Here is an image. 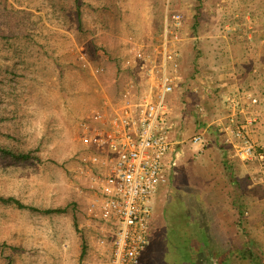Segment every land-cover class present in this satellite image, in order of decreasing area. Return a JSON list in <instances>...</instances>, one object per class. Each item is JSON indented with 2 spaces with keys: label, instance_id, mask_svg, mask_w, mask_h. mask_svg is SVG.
I'll return each instance as SVG.
<instances>
[{
  "label": "rangeland",
  "instance_id": "1",
  "mask_svg": "<svg viewBox=\"0 0 264 264\" xmlns=\"http://www.w3.org/2000/svg\"><path fill=\"white\" fill-rule=\"evenodd\" d=\"M198 8L200 23L194 25ZM171 11L184 18L179 48L186 57L179 62L181 95L172 97L170 120L183 132L203 133L206 142L199 149L191 140L177 146L172 157L181 149L176 174L152 199L155 227L141 264H199L204 256L212 261L223 255L222 244L210 246L207 239L214 237L198 230L207 221L218 224L221 193L235 195L233 175L241 193L254 192L255 202L264 208V184L259 183L264 167L241 165L232 150H224L218 130L226 114L219 103L210 102L196 113L187 88L199 73L191 51L187 53L189 43L197 58L202 47L195 38L205 35L207 47H214L223 36L215 25L221 28L227 22L233 26V59L244 63L242 48L256 50L253 74L256 80L264 77V0H0V146L29 158L0 155V197L41 210L72 205L66 214L42 215L0 203V264H108L113 235L89 222L93 193L79 173L78 159L88 150L78 142V124L103 102L118 104L130 78L137 85L134 101L147 93L149 83L137 65L124 66L131 55L128 40L150 51L158 45ZM79 50L104 72L95 77L83 68ZM11 51L13 59L6 63L5 52ZM195 125L199 127L194 130ZM209 128L218 132V139L208 136ZM170 157L171 151L165 161ZM247 170L258 184L250 182ZM191 189L196 201L211 209L205 215L198 210L195 223ZM193 224L202 226L193 230ZM83 240L87 250L81 258ZM238 245L245 248L246 240Z\"/></svg>",
  "mask_w": 264,
  "mask_h": 264
},
{
  "label": "built area",
  "instance_id": "2",
  "mask_svg": "<svg viewBox=\"0 0 264 264\" xmlns=\"http://www.w3.org/2000/svg\"><path fill=\"white\" fill-rule=\"evenodd\" d=\"M183 34L182 14L171 11L158 45L150 51L130 38L131 55L123 63L127 68L137 65L149 83L147 93L134 101L137 85L130 78L118 104L103 102L78 124V142L88 150L78 159L79 173L93 193L89 222L113 235L108 264H141L149 244L152 199L176 174L177 156L165 161L172 150L174 130L168 97L183 82L179 67ZM78 60L95 77L104 72L102 67L88 62L82 50L78 51ZM243 100L250 106L259 104L249 91L228 98L225 123L219 125L218 131L236 160L264 167V141L253 138L260 121L244 113ZM198 108L202 113L203 108ZM191 142L197 149L202 148L204 134L198 132ZM99 243L104 245L105 240L101 238Z\"/></svg>",
  "mask_w": 264,
  "mask_h": 264
},
{
  "label": "crops",
  "instance_id": "3",
  "mask_svg": "<svg viewBox=\"0 0 264 264\" xmlns=\"http://www.w3.org/2000/svg\"><path fill=\"white\" fill-rule=\"evenodd\" d=\"M205 21H202V24ZM201 25V24H200ZM229 24V22L221 26V28H217L215 25V29L221 30L219 40H215L217 44L214 47H207V43H209L206 39L207 36L201 35L195 38L198 43L201 45V51L198 52V57L196 58V53L193 49V45L189 43V48L187 53H189L193 58V62L197 61V79L196 81L187 85L189 89L190 96L194 100V111L196 113L199 112V108H203V112L205 110V105L207 102L219 103L220 112L227 114V110L225 109V101L228 98L233 97V95L240 93L244 90L249 91L252 96L259 99V104L256 106H250L248 101H241V106L244 108V113H249L251 115H255L259 118L260 125L258 126L253 138L255 140L264 141V77H259L257 80L255 79V75L253 74L252 67H246L245 70L240 65L243 63L241 59H233V46L229 45L233 41V26ZM228 33L230 36L229 39L224 35ZM1 40L4 37L0 36ZM12 39V36L10 37ZM6 40V39H5ZM227 40V41H226ZM7 43V41H6ZM219 44V46H217ZM233 44V43H232ZM3 45L0 44V46ZM203 45V46H202ZM181 51V48H180ZM182 61L185 59L186 55H183L181 52ZM13 52H5V60L8 63L9 59H13ZM246 62V59H245ZM240 66V67H239ZM181 71V70H180ZM262 72V70H260ZM186 74L187 71L185 70ZM182 75V72H181ZM189 76V72L188 75ZM260 76V75H258ZM257 76V77H258ZM183 77V75H182ZM185 77V76H184ZM183 80V79H182ZM181 95L178 91L173 93L168 97V103L170 107V115H171V103L172 97H179ZM225 118V117H224ZM198 125L194 126V130ZM178 129L177 132L172 136L171 139L173 141L172 150H171V159H173V155H175L176 149L178 145H181L186 140H191V138L197 133H189L183 132L182 128L174 124V129ZM199 127V126H198ZM181 149L177 150L176 156L180 155L179 152ZM262 180L259 183L264 184V173L261 176ZM252 184H258L250 181ZM264 187V186H262ZM254 193V192H253ZM246 194L245 197H240V200L244 201L246 208V214L249 213L251 216L250 222V231L251 236L246 241L247 246L241 249L243 246L238 245V240L236 241L238 249H236L235 254L227 255L228 249L233 243V219H231L233 213H238L233 206V199H235L232 192H225V194L221 193L220 205L218 210H216V214L219 216L218 224L214 228L213 234V242L222 244L223 255H220L219 258L209 261L206 256H204L199 264H264V208L263 205L258 206L257 201L255 202L256 197L254 194ZM229 194V195H228ZM257 206V207H256ZM228 216V217H227ZM239 239V237H236ZM228 247V249H227ZM253 249L255 255H247L244 254L246 250ZM257 251H259L257 253ZM188 264H196L195 261H189Z\"/></svg>",
  "mask_w": 264,
  "mask_h": 264
},
{
  "label": "trees",
  "instance_id": "4",
  "mask_svg": "<svg viewBox=\"0 0 264 264\" xmlns=\"http://www.w3.org/2000/svg\"><path fill=\"white\" fill-rule=\"evenodd\" d=\"M199 11H200V9L198 8V12L194 16V19H195L194 25L200 23V19H199L200 16L198 14ZM198 49H199V47H198ZM256 54H257V51L254 50V49L242 48L241 55H243V56L246 57V62H244L240 66L243 67L244 70H245L246 67H252L253 66L252 58ZM244 91H246V90H244ZM207 131H208V136H213L214 138H217V139L219 138V136L217 135L218 132L215 129L209 128ZM220 135H221V133H220ZM221 141L223 143L224 150L225 149H228V150L231 151L230 147L227 144H225L224 137L222 138V140H220V142ZM0 155H2L4 157H10V158H13V159L18 160V161H26V160L29 159L28 156L25 155V154H21V153H18L16 151L9 150V149L4 148V147H1V146H0ZM233 159L236 162H239L234 157H233ZM239 163L241 165H243L241 162H239ZM233 167H234V165H233ZM247 172L250 174V181H251V178H252L251 177V172L252 171L251 170H247ZM234 180H235V178H234V175H233V184H234L233 186H234V190H235V193H236V196L234 197L235 199H233V206L236 208L235 210L238 213H236V214L233 213V215H232L233 216V238H232L233 239V244L230 246L231 248L228 249V253H226L227 255L235 254L236 253V249H238V246H237V243H236L237 240H239V239L242 240V238H243V240H246L247 241L249 239V237L251 236V231H250L251 216L249 215V213L246 214V211L244 210V208H245L244 207V203L240 200V197H243L244 195H243V193H241L242 192V189H241V186H240L239 182L237 180H235V181ZM191 192H192V189H191ZM193 197H194V201L191 202L190 210L192 211L191 212V215H192V218H191L192 223H195L196 221H198V219H196V217L194 216V214H196L198 212V210H202V214H204V212L206 214H208L209 210H211V209L210 208L209 209L208 208H204V206H201V200L198 199V201H196L197 199H195V197H198V196H196L194 194ZM195 202H197V203H195ZM0 203H2L4 205H13V206H15L16 208H18L20 210H30V211H32L34 213H39V214H42V215H60V214H66V213H68V211L72 207V205H68V206H66L64 208L41 210V209L29 207V206L23 204L22 202L14 199V198H3V197H0ZM219 216H218V219H219ZM195 219H196V221H195ZM205 224L207 226L204 225V228L203 229H199V230H198L197 227L199 225L202 226V224H193L192 225V229L194 230L195 228H197L198 231H201L204 234V237H206L208 235L210 237H211V235L213 236V234L215 232L214 231V228H215L216 225L214 224V222H209V221H207ZM194 225H197V227L195 226V228H194ZM154 227L155 226L152 224L151 225V228H150L149 235L152 232V230H154ZM203 234H202V236H203ZM236 237H239V239H236ZM210 241L207 239V244L209 243L210 246H213L214 247V243L215 242H213V240L211 242ZM86 250H87V248H86V242L83 240V242H82L81 258H83L86 255ZM252 250L253 249L246 250V252L244 254H247V255H250V256L255 255ZM218 251H220V250L218 249ZM8 264H10V263H8Z\"/></svg>",
  "mask_w": 264,
  "mask_h": 264
}]
</instances>
